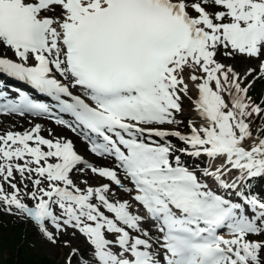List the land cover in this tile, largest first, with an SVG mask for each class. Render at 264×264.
<instances>
[{
  "label": "snow or ice",
  "instance_id": "obj_1",
  "mask_svg": "<svg viewBox=\"0 0 264 264\" xmlns=\"http://www.w3.org/2000/svg\"><path fill=\"white\" fill-rule=\"evenodd\" d=\"M257 80L264 0H0V116L76 138L0 133V212L65 264H264Z\"/></svg>",
  "mask_w": 264,
  "mask_h": 264
},
{
  "label": "rangeland",
  "instance_id": "obj_2",
  "mask_svg": "<svg viewBox=\"0 0 264 264\" xmlns=\"http://www.w3.org/2000/svg\"><path fill=\"white\" fill-rule=\"evenodd\" d=\"M8 54L11 55L9 52ZM237 61L239 63L236 64L238 70L243 68V57H237ZM231 62V61H230ZM249 80L252 77L248 78ZM252 97L264 96V81L257 80L253 85L250 93ZM6 116V115H4ZM3 116V117H4ZM27 116V115H26ZM33 118V117H28ZM11 120L15 121L14 118ZM30 125H12L7 127V129L11 128L14 131H23L26 128H29ZM43 135L47 137V132H42ZM68 137L67 135L63 134ZM77 148L80 146L77 144ZM98 164H106L107 161L96 160ZM133 206L136 208L138 205L133 203ZM20 231L21 233H18ZM77 236H80L77 234ZM80 238L84 239V237L80 236ZM65 239L71 240L72 247L80 246L81 243L76 240V238H71L68 236H61L60 242L56 245H53L47 242L35 229L33 224L28 221L25 222L15 216L7 215L3 212H0V264H7L6 260L15 257L17 259L23 256L24 259L27 258V253L33 254L37 259H42V257H48L54 264H65V258L69 252V248L63 246V241ZM28 243L26 253L20 254L19 249L20 245ZM83 251V250H82Z\"/></svg>",
  "mask_w": 264,
  "mask_h": 264
},
{
  "label": "bare ground",
  "instance_id": "obj_3",
  "mask_svg": "<svg viewBox=\"0 0 264 264\" xmlns=\"http://www.w3.org/2000/svg\"><path fill=\"white\" fill-rule=\"evenodd\" d=\"M9 56H11L10 54H8ZM19 87H23V84H16ZM29 116H25V117H20L18 115H6V116H0V133H3L4 131H7V127L12 126V125H30L29 121L31 120L32 124L35 123H41L44 128H48V127H52L54 129V131L57 132H62V134L67 135L68 137L73 138L74 140L76 139L72 133L68 132L67 130H61L56 128V126L54 124H52L50 121H48L47 119L44 118H28ZM12 118H14L15 121L11 120ZM77 144L81 147V145L79 144V142H77ZM91 159L95 160V157H91ZM103 160H100V162H102ZM83 237V236H82ZM76 240L79 241L81 243V248L83 251L87 252L90 249L88 248L85 239L80 238V236H76Z\"/></svg>",
  "mask_w": 264,
  "mask_h": 264
},
{
  "label": "trees",
  "instance_id": "obj_4",
  "mask_svg": "<svg viewBox=\"0 0 264 264\" xmlns=\"http://www.w3.org/2000/svg\"><path fill=\"white\" fill-rule=\"evenodd\" d=\"M254 99H259V95H257L256 97H254ZM18 233H21L20 231H17ZM23 244L20 245V249L19 252L20 254H24L26 253V249H27V244H25L24 242H22ZM7 264H54L53 261H51L48 257H42V259H37L36 256H34L33 254H30L29 252L27 253V258L24 259L23 256L19 259L15 258V257H11L9 259L6 260Z\"/></svg>",
  "mask_w": 264,
  "mask_h": 264
}]
</instances>
